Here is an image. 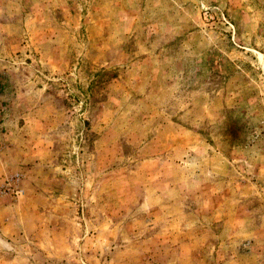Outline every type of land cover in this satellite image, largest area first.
<instances>
[{
    "label": "rangeland",
    "instance_id": "374dc122",
    "mask_svg": "<svg viewBox=\"0 0 264 264\" xmlns=\"http://www.w3.org/2000/svg\"><path fill=\"white\" fill-rule=\"evenodd\" d=\"M0 264H264V0H0Z\"/></svg>",
    "mask_w": 264,
    "mask_h": 264
}]
</instances>
